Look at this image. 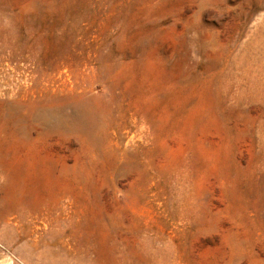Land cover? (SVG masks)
<instances>
[{
	"label": "rangeland",
	"instance_id": "obj_1",
	"mask_svg": "<svg viewBox=\"0 0 264 264\" xmlns=\"http://www.w3.org/2000/svg\"><path fill=\"white\" fill-rule=\"evenodd\" d=\"M7 259L264 264V0H0Z\"/></svg>",
	"mask_w": 264,
	"mask_h": 264
},
{
	"label": "bare ground",
	"instance_id": "obj_2",
	"mask_svg": "<svg viewBox=\"0 0 264 264\" xmlns=\"http://www.w3.org/2000/svg\"><path fill=\"white\" fill-rule=\"evenodd\" d=\"M6 261H7V262H5V261H4V262H5V263H8V264H11V259H7ZM3 264H4V263H3Z\"/></svg>",
	"mask_w": 264,
	"mask_h": 264
}]
</instances>
